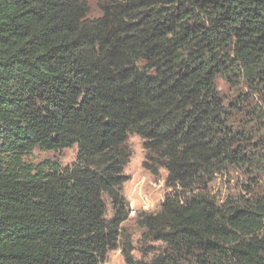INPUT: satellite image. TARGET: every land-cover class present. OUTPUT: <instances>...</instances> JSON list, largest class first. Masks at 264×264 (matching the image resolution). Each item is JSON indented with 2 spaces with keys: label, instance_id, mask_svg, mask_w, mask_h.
<instances>
[{
  "label": "trees",
  "instance_id": "trees-1",
  "mask_svg": "<svg viewBox=\"0 0 264 264\" xmlns=\"http://www.w3.org/2000/svg\"><path fill=\"white\" fill-rule=\"evenodd\" d=\"M104 1L0 0V264H264V0ZM133 135L168 189L140 258ZM229 170L246 197L212 194Z\"/></svg>",
  "mask_w": 264,
  "mask_h": 264
},
{
  "label": "rangeland",
  "instance_id": "rangeland-1",
  "mask_svg": "<svg viewBox=\"0 0 264 264\" xmlns=\"http://www.w3.org/2000/svg\"><path fill=\"white\" fill-rule=\"evenodd\" d=\"M91 16H100L102 14V7L105 5L104 0H90ZM223 93L228 90L224 84L220 83ZM128 146L132 152L130 163L125 167L126 175L130 176V180L124 185V195L130 203V217L124 223L126 234L131 237L135 248L133 253L135 257L140 258V238L142 230L137 226L136 219L141 212H156L161 208V204L165 199L168 189L165 184L167 177L166 170H161L160 177H153L143 167L145 159V151L143 147V140L138 136H130ZM77 146H74L63 151H43L35 149L31 154L25 157L27 163L38 165L44 161L58 162L62 166H70L76 162ZM249 179L244 173L229 170L227 173L215 177L211 183V192L217 198L224 199L229 195H236V197H246L244 187L249 184ZM263 187V186H262ZM257 185L253 183V189H257ZM111 206L108 204L109 215L107 219L112 218ZM135 211L133 213L132 211ZM158 245V244H156ZM102 264H126L121 250L112 251L108 254L107 261Z\"/></svg>",
  "mask_w": 264,
  "mask_h": 264
},
{
  "label": "built area",
  "instance_id": "built-area-1",
  "mask_svg": "<svg viewBox=\"0 0 264 264\" xmlns=\"http://www.w3.org/2000/svg\"><path fill=\"white\" fill-rule=\"evenodd\" d=\"M132 212L136 214V212L134 210Z\"/></svg>",
  "mask_w": 264,
  "mask_h": 264
}]
</instances>
